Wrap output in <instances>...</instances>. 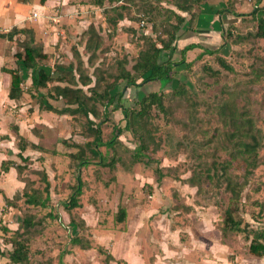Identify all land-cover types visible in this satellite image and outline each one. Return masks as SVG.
Instances as JSON below:
<instances>
[{"label": "rangeland", "instance_id": "374dc122", "mask_svg": "<svg viewBox=\"0 0 264 264\" xmlns=\"http://www.w3.org/2000/svg\"><path fill=\"white\" fill-rule=\"evenodd\" d=\"M72 1L96 7V10L90 11L94 12L90 17L103 38L102 51L98 53L95 65L90 67L87 56L82 55L87 39L86 30L78 34L77 44L80 47L76 48L81 51V59L87 68L85 75L92 80L90 86L95 83V69L118 74V62L124 57L129 62L126 69L132 71V60L139 51L138 36L151 30L150 25L144 29L139 26L137 19L141 15L140 8H133L134 21L128 20L130 24L121 26V30L113 34L107 28L103 8L94 5V0ZM135 1L139 6L143 3V0ZM226 3L227 0H210L203 6L202 14H207V24L203 32L200 29L199 32L204 34H198L195 40L191 37L187 39L202 41V45L211 50L218 49L220 57L233 67V72L224 70L214 56L207 55L193 62L188 69L185 64L176 67L174 80L149 83L145 87L130 88L124 92L123 102L135 106L136 101H141L153 90L171 92L178 80L189 91L185 98H166L165 104L169 108L167 115L158 109L153 110L151 121L154 133L150 139L145 135V144L149 142L148 150L139 160L135 154L140 138L134 137L124 128L121 135L115 131V123H119L122 118L120 113L117 116L113 114L112 120L107 118L105 121L103 117L94 119L91 116L95 123L100 124L103 144L94 148L97 155L87 150L89 164L79 168V162L71 156L79 150L74 145H84L92 137L84 131V123L78 115H58L46 110L45 107L50 103L43 98V91L37 94V100L29 93L19 99L22 103L17 104L12 120L5 125L4 131L8 133L9 140L2 143L0 136V164L11 162L12 165L24 166L26 170L20 178L15 168L7 172L0 168V185L9 187V194L3 191L0 200V245H3L4 238L1 227L11 229L8 236L11 237L23 218L31 215L35 218V226L30 233L32 264H106L110 254L114 260H110L109 264H128L123 262L118 253L122 234L127 235L125 237L128 240L136 237L138 240L143 238L150 241L153 245H159L160 242L165 245L188 238H203L204 232L206 238L209 235L213 239L222 236L224 242L237 243L238 251L242 252L240 254H248L247 247L252 238L250 231L264 229V80L252 84L249 75V66L255 60L259 64V57L264 56V40L253 45L233 42L234 36L222 39L223 28L227 30L230 25L235 27V34L246 35L254 30L248 15L253 10V0L235 2L233 8L243 14L241 18L225 14L219 21L218 10L225 7ZM104 5L108 6L107 0ZM184 28L183 31L187 26ZM206 28L209 29L204 32ZM251 47L253 53L249 55ZM199 52V49L188 52L187 61H193ZM167 57L164 54L161 61ZM70 58L64 54L59 57L52 55L41 68L48 72L54 70L55 65L72 68V64H77L73 52ZM173 59L178 61L179 54L176 53ZM206 64L220 71V74L210 75L203 68ZM74 74L75 79H78L79 74ZM32 75L31 71L24 74L23 87L26 91L31 88L26 80L30 81ZM124 86L125 83L120 84L116 91H122ZM83 90L90 95L88 87L84 86ZM226 92H232V96L224 95ZM225 97L236 102L239 109L246 112L254 125L253 131H256L260 146L257 150L258 166L246 180L244 171L236 165L230 171L235 180L244 184L242 201L234 217L241 221L245 231L229 232L223 238V220L229 195L225 190V180L220 174L207 180L200 168L211 163L214 158H228L229 149H232L229 145L224 149L220 143L219 132L222 127L217 119L216 107ZM187 101L196 103L189 106ZM112 138L115 142L108 146ZM24 141H28L29 145L20 154L19 145ZM32 144L39 148L32 147ZM101 159L105 163L114 159V169L102 166ZM158 171L162 176L169 175L176 180L165 176L158 182ZM45 173L50 182V204L46 208L26 205L23 197L26 183L27 192L32 189L43 192L46 184L42 177ZM192 176L202 180L201 188L199 184L192 186L189 181ZM78 177L83 182V193L79 200L81 207L68 211L66 203ZM6 194L16 207L5 204ZM120 208L127 211L124 223L117 222ZM72 218L76 224L71 222ZM126 221H129L127 225ZM74 237L80 238L81 243H84L82 245L91 247L82 249V246L74 245L71 241ZM5 247L12 249L11 245ZM160 250L164 251L158 248ZM7 263L6 258L0 257V264Z\"/></svg>", "mask_w": 264, "mask_h": 264}, {"label": "trees", "instance_id": "16d2710c", "mask_svg": "<svg viewBox=\"0 0 264 264\" xmlns=\"http://www.w3.org/2000/svg\"><path fill=\"white\" fill-rule=\"evenodd\" d=\"M108 6L104 5L105 0H94L93 4L103 8V17L106 21L107 28L113 34L119 30V24L123 20L134 21L132 16L133 8H140V17L138 20L139 26L144 22V26L141 28H148L150 25V32H145L143 35L138 36L140 44L138 54L136 58L132 60V71L126 69L129 63L127 58H122L118 62L119 72L118 74L108 73L103 70L95 69V83L91 87V78L85 75L87 69L84 65V61L81 59V53L77 48H73L74 56L76 57V66L72 64V68H65L60 65H55L54 70L47 71L45 68H41L49 60V55L43 50L41 44L34 40V32L31 29L17 30L13 29L8 34H0V38H7L12 40L14 35L25 34L26 39L19 43V49L14 57L18 62V66L15 69H3L10 74L11 83L9 88V98L12 100H19L25 93L32 95V98L36 99L37 94L44 92L43 98L49 103L45 107L46 110L52 111L58 115H71L75 117L78 115L83 123V129L88 132L92 139H89L84 145L75 144L79 150L77 153L71 155L79 163V168L89 164L87 158V150H90L92 154L95 153L94 148H99L102 145V132L99 127L100 124L95 123L94 119L102 118L104 121L109 118L112 120L113 114L115 116L118 113L121 114L119 123H115V131L120 135L123 133V128L130 132L134 137L140 138L137 152L135 154L137 160L140 159L144 152L148 150V143L145 144V135L148 139L152 138L154 133V125L151 121V115L154 109H158L164 115L168 114L169 108L166 106V98H185L189 93L185 84L181 81H177V86L169 93L151 91L147 93L141 101H136V105L124 103L122 98L124 92L130 88L145 87L149 83L165 82L174 80L176 77L175 68L182 64L186 65V69L193 65L196 60L199 61L205 58L207 55H212L217 60V63L226 71L233 72V67L228 64L225 59L220 57L218 49H208V47L202 45L201 42L191 41L181 49H179V39L184 37H196L200 32L198 29V23L200 21V15L202 14V8L210 0H143L141 6L136 4L135 0H107ZM237 0H227L226 6L218 10L217 16L219 21L225 14H231L233 17L241 18L243 14L235 11L234 4ZM254 7L251 13H249L250 20L253 22L254 30L246 35L235 34V27L230 25L227 30L223 28L221 32V38L225 39L234 36L233 42L246 44L251 43L256 45L260 40H264V0H253ZM91 23L87 30V39L85 41L83 54L87 56L88 65L94 66L98 59V53L102 51L103 38L99 29ZM187 26L186 30L183 31ZM132 31H134L132 29ZM136 33V31H135ZM199 49L200 52L193 61H187V53ZM178 53L180 59L175 61L173 58ZM253 53V47L249 49V55ZM164 54H167V58L161 61ZM256 59V55L254 56ZM260 63L257 64L256 60L249 66L250 67V82L252 84L261 82L264 80V56L259 57ZM204 70L210 73L212 76H218L220 71L213 70L209 65L203 66ZM28 71L33 73L31 88L27 91L24 89L23 84L25 81L24 74ZM74 72L79 74L78 79H75ZM125 83L122 91H116L120 84ZM65 84V85H62ZM88 87L90 95H87L83 87ZM34 93L32 94V92ZM114 91V93H112ZM127 92V91H126ZM224 95H231L232 92H226ZM189 106L194 105L195 101H187ZM218 116L217 119L221 123L220 143L224 147L229 145L232 149H229L228 158L220 159L214 158L211 163L205 164L200 170L207 180H212L215 175H219L225 180V190L228 195V203L224 213L223 238L229 235V232H244L241 221L235 219L234 215L238 211L239 203L242 201L241 192L243 189L242 183L235 180L230 171L233 166L242 169L244 171L245 180L258 166V147L260 146L259 139L256 135V131H253V123L247 116L244 110L239 109V105L233 100L225 97L221 104L217 105ZM94 118L92 119L91 118ZM114 121V120H113ZM115 122V121H114ZM124 123V125H122ZM116 135V134H115ZM117 138V137H116ZM115 139L112 138L107 145L112 146ZM67 144V143H66ZM28 141H24L19 145L20 154L25 152ZM34 148H39L36 145H31ZM227 150V149H226ZM21 157V155H20ZM22 158V157H21ZM25 162L27 159L22 158ZM101 165L114 169L115 160L112 159L108 163L101 159ZM15 168L18 173V177L21 178L23 172L26 170L24 166L12 165L11 162H2L0 168L4 171H9L10 168ZM158 182L163 180L165 176L173 179L169 175H161ZM166 178V177H165ZM175 179V178H174ZM173 179V180H174ZM42 180H44L46 186L44 191L32 189L31 192H27L25 188L23 197L25 198V204L28 206L46 208L50 204V182L47 174H43ZM176 180V179H175ZM192 186L199 184L202 186V180H199L197 176H192L189 179ZM0 193H3L0 190ZM83 193V182L80 177L77 178V184L73 187L72 194L66 203L68 211L81 207L80 196ZM45 194V196L43 195ZM5 204L14 205L6 195L4 196ZM127 219V211L124 208H120L117 215V222L124 223ZM35 218L31 215H26L22 222L19 223L17 230L12 232V236H9L11 230L7 227H1L3 232V245H0V257L7 259L8 264H32L31 263V249H30V233L35 226ZM71 222L76 224L74 219ZM85 224V222H81ZM252 238L250 244L247 247L248 254L255 257L264 256V229L250 231ZM249 239V237H247ZM74 245L82 246V249H89L90 245H82L81 239L74 237L72 240ZM6 245H11L12 249H6ZM112 256L107 257L106 264L112 260Z\"/></svg>", "mask_w": 264, "mask_h": 264}, {"label": "crops", "instance_id": "0c3cea01", "mask_svg": "<svg viewBox=\"0 0 264 264\" xmlns=\"http://www.w3.org/2000/svg\"><path fill=\"white\" fill-rule=\"evenodd\" d=\"M91 10H96V7L86 3L77 4L72 0H0V34H8L13 29H31L35 35L34 40L42 45L49 57L52 55L59 57L64 54L70 58L73 48L80 47L77 44L78 34L87 30L88 26L93 23L90 14L94 12H90ZM34 14H37V18H34ZM206 15L202 14L198 23V29L202 32L207 24L205 23ZM126 24L130 22L121 21L119 30ZM208 29L206 28L204 32ZM190 37H181L179 47L185 46L188 41L191 42L187 39ZM26 38L25 34L14 35L12 40L0 38V136H2V143L4 140H9L8 133L4 131L6 122L12 120L14 109L17 108V104L22 103L20 100L9 98L11 77L3 69L17 68L18 62L14 55L19 50V43ZM195 38L193 37L192 40ZM201 43L204 44L202 41ZM26 83L30 85L32 78L30 77V81L27 79ZM8 188L0 185V190L4 193H8ZM1 196L3 193H0V200ZM128 222L126 221V225ZM125 236L127 235H120L122 240L118 242V253L124 260L123 262L128 264H264V256L259 258L250 254H240L242 252L238 251L237 243L224 242L222 236L213 239L209 235V238H206L204 232L203 238H188L165 245L162 242L159 245H153L150 241L147 242L143 238L138 240L136 237L128 240ZM158 248L164 251H158ZM110 255L114 260V256Z\"/></svg>", "mask_w": 264, "mask_h": 264}, {"label": "built area", "instance_id": "2783aa9c", "mask_svg": "<svg viewBox=\"0 0 264 264\" xmlns=\"http://www.w3.org/2000/svg\"><path fill=\"white\" fill-rule=\"evenodd\" d=\"M33 16L34 18H37V14H34ZM140 26H144V22H142Z\"/></svg>", "mask_w": 264, "mask_h": 264}]
</instances>
